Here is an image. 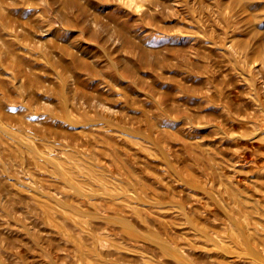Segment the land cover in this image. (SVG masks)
Returning <instances> with one entry per match:
<instances>
[{"label":"rangeland","instance_id":"obj_1","mask_svg":"<svg viewBox=\"0 0 264 264\" xmlns=\"http://www.w3.org/2000/svg\"><path fill=\"white\" fill-rule=\"evenodd\" d=\"M140 1L134 3L139 9L132 0H80L79 10L61 0H12L2 8L0 264H116L109 262L116 257L109 256V249L101 260L89 252L95 239L109 238V233L165 260L155 242L172 247L175 235L161 233L167 241L160 240L154 229L162 228L148 229L130 217L139 237L130 240L109 208V193H123L138 206L158 197L173 205L188 193L201 211L211 200L238 209L224 188L227 180L213 177L210 186L205 159H195L187 148L198 142L203 156L211 143L226 160L239 156L236 142L226 139L220 146L221 135L203 123L223 116L217 101L204 97L208 87L211 93L205 63L210 60L220 70L218 79L228 73L220 49V16L210 0ZM146 5L153 8L148 11ZM195 30H204L205 39L198 40ZM256 69L264 95V72ZM235 83L246 98L247 83ZM170 133L177 137L163 142L162 135ZM254 146L248 152L253 162L246 167L257 173L264 166V144ZM213 165L232 183L231 170ZM88 166L102 171V179L91 176ZM250 193L254 203L264 205V195L255 189ZM38 201L85 220L88 229L66 225L61 218L50 221ZM216 218L200 219L190 236H205L211 248L222 242L230 250L241 247L227 237L239 226L222 214ZM262 244L256 246V257L250 256V247L242 248L241 264H264ZM127 258L117 264H138L134 256ZM186 261L205 264L197 254Z\"/></svg>","mask_w":264,"mask_h":264},{"label":"bare ground","instance_id":"obj_2","mask_svg":"<svg viewBox=\"0 0 264 264\" xmlns=\"http://www.w3.org/2000/svg\"><path fill=\"white\" fill-rule=\"evenodd\" d=\"M10 1L12 0H0V16L3 15L2 8L7 7V3ZM61 1L62 4L66 7L68 6L69 9L73 8V10H79L81 8L80 0ZM132 2L131 4H134L136 0H132ZM151 2L150 5L153 4H151ZM210 2L214 4L213 7L216 8L223 24L224 35L223 39L220 38L222 39V48L220 49L223 51L224 62H226L225 67L228 73L223 74V76L218 79L219 76H216V73H219L220 70L213 68L210 60L205 63L204 79L208 85H211V93H207L209 90L208 87L204 97L209 103L217 101V105L222 108L223 116L219 118L218 122L216 120V123H214V119H207L206 122L203 123L209 128L213 127L217 131H215V133L219 136L221 135L222 139H220V146L228 142L226 139H232L236 142L238 144L236 147L237 150H239V156L235 158L236 163L233 161V158L226 160L222 156L221 150L214 147L211 143L204 147L203 156L199 154L201 151L199 148L201 147L198 142L188 143L187 148L193 157H197H194L195 159H198V157H203V159H205L206 172L209 176V185L213 177L216 179L219 178V180H222V178L227 180V184L224 188L230 193L231 197H233L238 209L230 207L225 201L220 200L218 204H216V201L214 202L211 200L205 206V211H201L196 204L191 203L192 198L188 193L186 194L187 197L183 196L181 201L173 205L168 204L158 197L157 200L155 198H153L152 201L145 200L146 203L142 206L135 204L131 198L123 193H114L116 195L109 193V208L119 215L118 217L120 218H118V220H120L119 223L121 227H123L124 235L130 240L134 242L139 240L133 220L130 219V217H132L148 229H154L155 226L162 228L164 232L154 229L155 238H158L161 233V235L166 234L170 238L175 235V238L173 237L175 245L171 247L156 241L155 244H159V247L163 250L166 257L165 260H159L154 253L151 255L146 254L145 251L140 248H135L134 244L128 245L122 243L119 238L114 237V234L112 236V233H109V238L104 237L95 239V241L89 245V252L96 256L97 259H103L102 257H104L106 250L109 249V256L111 257L114 255L117 257L109 258V262H114L116 264L119 260L125 261L129 259L127 258L129 255L134 256L132 259L138 264H187L188 262L186 259L189 258V255L191 256L194 254L202 258L205 264H241L243 258L241 257L242 248L245 246L250 247L248 248L251 254L250 256L256 257V246L264 242V205L254 203L250 193V191L255 189L261 195H264V166L257 173L247 170L246 167L253 162L249 159L248 152L255 147L254 144H264V95L260 94L261 91L259 92V85L256 84V77L258 75L255 76V74H258L255 73V70H257L256 68L264 72V0H210ZM128 4H130V1ZM142 4L145 5L144 2ZM136 7H138V9L140 8L139 5ZM146 7L145 9H148V11L153 8V6L151 7L149 5H146ZM151 13L153 12L151 11ZM7 15L8 13L6 12L5 16ZM193 35L198 40L205 39L204 30L197 32L195 30V34ZM164 63L165 62H163V66ZM236 81H244L247 83L246 88L249 90L248 92L246 91L247 99L242 98L239 94L240 92L236 88ZM210 116H212V114ZM224 121L227 122L224 123ZM97 135L102 136L99 131ZM174 136L177 137L175 133H170L168 135L163 134V142H167L169 137ZM107 140L113 141L110 137ZM241 141H251V143L243 147L239 146ZM255 150L258 151L259 149ZM112 157L116 159L117 154L113 153ZM217 157L219 160L215 162V158ZM221 163L225 165L229 171L231 170L228 176L233 179L232 183L227 178H224L223 173L219 172L213 165ZM87 170L91 176L98 178L102 177V171L92 169L89 166ZM37 203L42 207L45 215L50 221L52 220V222H54L57 218H61L66 225H73L75 228L77 227L79 230L83 231L88 229L87 222L76 218L73 216L74 214L70 215L64 210H59L48 201H46V204H42L39 201ZM248 209L250 210V215L242 219V213L247 212ZM219 214L227 216L232 224L239 226V230L233 231V233L227 235V237L239 243L241 247L232 246L234 249L230 250L227 245L220 240L222 243L217 245L213 244L216 248H211L205 245V241L207 240L205 236H201L202 240H196L200 238L198 236L195 240L194 237L190 236V227L198 229L200 219H206L208 222L216 221L218 220L216 217H218ZM89 225L91 226V223ZM85 233L87 234V232ZM180 234L181 241L177 240ZM92 236L88 237L93 239L95 236ZM228 238L227 240H229ZM159 239L167 241V239H163L162 236H160ZM262 245L264 246V244ZM219 251L232 254L235 258H229L231 257L230 255L229 257L224 256L220 254ZM243 260H245V258H243ZM247 262L248 264H255L254 261H252V263L247 260ZM258 263L260 262L258 261Z\"/></svg>","mask_w":264,"mask_h":264}]
</instances>
